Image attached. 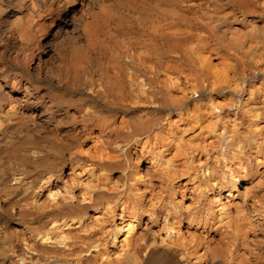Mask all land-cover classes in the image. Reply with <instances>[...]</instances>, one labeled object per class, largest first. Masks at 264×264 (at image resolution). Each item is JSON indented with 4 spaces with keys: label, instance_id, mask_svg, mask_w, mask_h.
Here are the masks:
<instances>
[{
    "label": "bare ground",
    "instance_id": "6f19581e",
    "mask_svg": "<svg viewBox=\"0 0 264 264\" xmlns=\"http://www.w3.org/2000/svg\"><path fill=\"white\" fill-rule=\"evenodd\" d=\"M90 1L78 17V0H0V147L14 148L0 167V207L14 213L0 214V264H264L263 198L250 209L238 201L239 216L216 228L207 214L145 206L136 165L141 151L176 174L167 154L184 155V168L194 143L185 135L211 112L224 160L237 163L205 169L204 195L218 192L219 216H230L225 194L238 191L253 139L232 137L227 109L264 115V0ZM49 127L48 139H31ZM121 159L137 169L136 199L109 186ZM69 165L88 175L80 195ZM147 212L161 227H144ZM185 221L219 241L187 235Z\"/></svg>",
    "mask_w": 264,
    "mask_h": 264
},
{
    "label": "rangeland",
    "instance_id": "374dc122",
    "mask_svg": "<svg viewBox=\"0 0 264 264\" xmlns=\"http://www.w3.org/2000/svg\"><path fill=\"white\" fill-rule=\"evenodd\" d=\"M78 1H79V4L77 7V9H78L77 16L82 17V15H84V12H86V10H88L91 7L92 2L90 0H78ZM12 16H13V13L10 12L7 15V18H10ZM53 41H54L53 43H56L58 41V38L57 39L53 38ZM255 83H257V87H263L264 88L262 80H257ZM250 88H251L250 84L248 86H246L247 91H249ZM196 95H198V93ZM227 110L231 111L232 118H234L236 120V121H234V119L228 118V121H227V119H225L228 122L227 123L228 126L229 127L231 126L230 128L232 130L230 129V132H231V134L233 133L232 137L234 136V138L235 137L238 138V137L249 136L253 139L251 143H247V141H246L245 142L246 144H244L246 147L244 146L243 153H245V154L242 153L241 158L245 162V165L247 164L245 171L242 170L241 168H238V167L236 168L237 170H239V173L241 176V180H240L241 183L239 184L238 191L232 192V193H235V196H228L227 193L225 192L226 193L225 196L230 198V200H232V203L234 205L236 204V206H234L233 204L231 205L230 216H226V215H222V217L219 216L220 215L219 209H220V205L222 202H220L218 200L219 199L218 198L219 197L218 192L211 194L210 199H207L204 195V192L206 191L205 190L206 186L204 184L205 183V179H204L205 175L203 174V172L205 169H209L211 171H216L217 173H221V174L222 173H229L230 170H228L229 166L227 163L228 162L230 164L237 163V160L236 159L234 160L233 158H231L230 154L229 155L227 154V157L224 160V152H225L224 142L222 141L221 137L219 135H217V131H219V125L215 126L217 124V122L215 121L214 115L211 114V112H210V114L207 113L205 115L206 117L204 116L205 119L201 120L198 123V126L196 127L195 130H193V132L190 131V132L186 133V135H185L186 139H184V141L185 140L187 141V139L189 140L192 138L191 140H193L194 143H191V144L187 145V147H186V149L189 150V151L188 150H186V151H188L189 155H188L187 159L188 160L190 159V162H188L184 168L180 165V164H182L181 162L185 161L184 160L185 158H183L184 155H182L181 157H178V156L175 157V155L177 154L175 152V150L171 154H169V153L167 154L168 158H172L175 162L174 165H176L178 167V168H176L177 169L176 171L179 172V173L178 172L176 173L177 175L176 174H174V175L170 174L167 171L166 167H163V168L158 167L157 169H154L155 164L151 163L152 162V160L150 158L151 156H146V155L143 156V154H141L142 152L141 151L139 152L140 157H139L136 165H138V168H137L138 171L141 174L143 173V175L145 176V178L140 183V185H141L140 187L142 188V190L144 191L146 189L145 190L146 194L144 195V200H143V204L145 203L144 204L145 206H147L148 208H156L157 207L158 209H161V210L162 209L163 210L164 209L165 210L170 209V212L172 211V213H174L173 210H174V208H176L179 211H183L185 216H187L188 214H191V213H194L198 216H205L207 214L206 217H207L209 222H211V221L215 222L216 228H222V225L225 224V222L227 220L235 219L236 215H237V217L239 216V214H238L239 208L237 206L238 201L240 202L239 205L247 206V208L250 209L251 204L252 205L255 204V198L256 197L259 199H262V198L264 199V120H262V118L264 119V117H263L264 115L262 117L254 120V117L250 118L251 116H249V113L244 111V110L243 111L240 110L237 113L238 115H235V116H234L235 113L233 112V110H231L230 108ZM199 124L201 126H199ZM50 129H51L50 127L43 129L42 130L43 134L41 133V136L38 135V133L35 130H31V132L32 133L34 132V133L33 134L31 133L32 136H30V137L32 140L35 139L36 141H44V140L48 139V134L50 133L49 132ZM216 129H217V131H216ZM236 129H237V131H235ZM238 133H239V136L237 135ZM194 134H195V136H194ZM41 138H42V140H41ZM219 138L221 139L222 142L220 141ZM195 143H197V144H195ZM21 144L22 143L17 144L18 148L24 147L23 144L22 145ZM123 144L124 143H121V145H123ZM193 145H194V147H193ZM12 149L14 150L13 146L8 147V148L0 147V162H1L0 167L1 168H3L5 166L3 163H6V161L9 159L10 153L11 154L13 153ZM261 149H263V150H261ZM94 152L95 151L93 150L92 153H94ZM192 152H194V153H192ZM4 153H6V154L9 153V155L6 156V154H4ZM91 154H89V156L87 154H84V156L87 159H91ZM2 158H3V160H2ZM95 160L97 162H100V160L97 158H95ZM95 160H94V158H92V161H95ZM121 160L122 161L120 163L122 166L120 165V163H119V165H117L115 171L112 172L111 176L109 177L108 181L110 184L108 183V181H107V183L109 184V186L110 185H112V186L116 185L117 188L123 186L122 189L125 188L124 191H126V192H127L126 189H128V187L130 186L127 193L133 194L131 196L132 199H136L135 194H137V191H135V187L132 186L134 178L131 175H133V173L137 169H135V171H134L131 167H129L128 163L124 159H121ZM190 163H191V165H190ZM119 166L122 168L119 169ZM234 167H236V165H234ZM164 168H165V170H164ZM180 170L182 171V173ZM64 172H65L64 173L65 179L67 181L69 180V184L71 183L70 185L74 189L76 195H80L79 192H80V189H82L81 187L84 185V182L89 179L86 172L82 171L80 166L72 167L70 165L64 169ZM82 172H84V173H82ZM110 178H111V180H110ZM172 178H173V180H172ZM3 181H5L4 182L5 184L6 183L10 184V182L8 183V179H4ZM94 182L95 183L98 182V184H103L106 182V180L104 178H101V179H95ZM79 185H80V187H79ZM130 189L132 192L130 191ZM225 196L222 197V201L227 202V200H229V199H227V197H225ZM245 199H246V201H245ZM234 201H235V203H234ZM2 204L4 207H6L5 201H3V203H0V206ZM175 205L178 207H174ZM161 206L164 208H162ZM4 207H0V214L5 213L7 215L8 213L11 212V211L5 212L6 208H4ZM207 208L210 210H208ZM236 208H238V210ZM158 209H157V211H158ZM212 209H214V210L212 211ZM263 210H264V208H263ZM211 211H212V213H211ZM209 212H210V215L208 214ZM119 213H121L120 209H118V214L116 213V215H120ZM11 214H14V213L11 212ZM98 214L99 215H97V216H99L101 221L103 219L108 220L109 218H111L110 214H107V212L105 210L103 211L104 215H102L101 212H99ZM220 218H222V221H220ZM259 218L261 220H263L264 216L259 217ZM142 219H143L142 223H143L144 227L148 226L147 227L148 229H153V228L155 229L158 227V225H159V227H161V223L158 221L156 222L155 216L150 217L149 212L145 213L144 216L142 217ZM111 220H112V218L109 219V221H111ZM182 231L184 233L188 232L187 235H189V233H195L197 235L201 234L202 236H204L206 238L208 237L209 243H216L220 239V233H215L214 230L210 231V227H208V226L205 227V226H201V225L197 227L196 224L189 225V223H187L186 221H185V225L182 228ZM208 231H210V232L207 233ZM212 232H213V234L211 236ZM202 233H204V234H202ZM259 233H260V236L262 237V239L264 241V220L259 225Z\"/></svg>",
    "mask_w": 264,
    "mask_h": 264
}]
</instances>
